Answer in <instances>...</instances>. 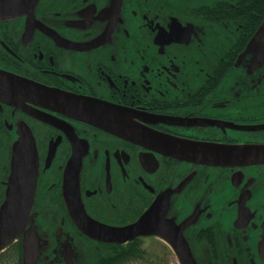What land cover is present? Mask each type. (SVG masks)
I'll list each match as a JSON object with an SVG mask.
<instances>
[{
  "label": "flooded vegetation",
  "instance_id": "obj_1",
  "mask_svg": "<svg viewBox=\"0 0 264 264\" xmlns=\"http://www.w3.org/2000/svg\"><path fill=\"white\" fill-rule=\"evenodd\" d=\"M263 23L264 0H0V69L92 100L102 119L121 107L122 124L145 136L128 138L59 104L33 105L40 117L0 100V204L13 144L28 133L34 150V231L40 242V233L52 237L35 261L66 264L59 246L68 239L71 264H130L140 257L130 261V244L145 241L174 254L155 234L108 239L105 227L151 211L149 227H180L196 264H264V60L235 64ZM209 144L261 155L225 164L172 154ZM71 174L77 211L102 239L71 218ZM28 229L0 251V264H24Z\"/></svg>",
  "mask_w": 264,
  "mask_h": 264
},
{
  "label": "water",
  "instance_id": "obj_2",
  "mask_svg": "<svg viewBox=\"0 0 264 264\" xmlns=\"http://www.w3.org/2000/svg\"><path fill=\"white\" fill-rule=\"evenodd\" d=\"M263 31L264 23L249 39L245 49L238 56L235 63L236 65L246 63L249 68L250 65L257 66L259 63H262L264 60V52L260 55L259 53L254 55L253 58L251 57L252 54L258 51L259 45L264 41V39L260 38ZM256 48L257 50L255 51ZM0 100L16 107L27 106L31 110H27L28 112L40 117H45V115L42 114V110H35L33 105L40 104L52 108L54 104H59L65 112H72L92 122H102L128 138L134 140H141L143 139L142 137L145 138L144 135L141 136L137 133H132V131H130V126L125 125V123L122 124V122H124L123 120L127 119V111L121 107L113 106V119H102L99 115L100 106L92 100L72 97L66 93L59 92L53 88L35 83L30 79L2 69H0ZM27 134L28 133H23L19 140L13 144L12 148L11 166L5 198L0 204V251L29 225L23 245L24 264H44L35 261V258L43 252H46L48 247L52 245V237L50 236V231H46V234L40 233L44 235L42 238L43 240L40 242L39 239L41 237L39 236L38 239L36 237L37 233L34 231L33 219L36 213H31V208L35 189V157L33 156V148L32 151L27 150V148H30L28 145L29 141L31 142ZM26 142H28V144ZM209 145L205 148L198 147V149L194 146L193 149L192 146H184V151L173 150L172 154L178 155L185 153L189 157H203L205 158L204 160H214L215 162L217 161L218 163L222 162L225 164L235 160L256 161L261 155V149L259 150V148L250 146ZM29 152H32V156L29 155ZM64 181V197L69 207L72 220L76 223L78 228L88 236L94 239H102L99 235H96L101 229L95 226L98 224H94L95 222L84 214L82 210L77 211L78 207L76 202L78 203L79 200L77 179H73V174H71L69 177L65 175ZM68 191H70V193ZM70 204H72L73 210L70 209ZM150 218L151 211H147L133 224L115 228L105 227L104 229L111 234L108 238L109 240H116L118 242L132 240L138 235H158L171 246L178 258L179 264H196L191 255L190 248L180 235V229H178L180 227H176L174 223H168L167 227H156L155 229H151L148 221ZM68 240L59 246V248H62L63 256L66 254L65 263L71 264L68 258H66V251L70 247ZM71 258H73V256H71Z\"/></svg>",
  "mask_w": 264,
  "mask_h": 264
},
{
  "label": "rangeland",
  "instance_id": "obj_3",
  "mask_svg": "<svg viewBox=\"0 0 264 264\" xmlns=\"http://www.w3.org/2000/svg\"><path fill=\"white\" fill-rule=\"evenodd\" d=\"M150 245L146 241L145 243H141L142 247L139 248L143 250L142 257L136 258L130 264H178L173 253L168 251L164 256L158 247H151ZM162 257H165V259L159 260ZM8 264H15L14 259H10Z\"/></svg>",
  "mask_w": 264,
  "mask_h": 264
},
{
  "label": "trees",
  "instance_id": "obj_4",
  "mask_svg": "<svg viewBox=\"0 0 264 264\" xmlns=\"http://www.w3.org/2000/svg\"><path fill=\"white\" fill-rule=\"evenodd\" d=\"M130 244V261L135 259L137 256L142 257L143 250L139 248V246H132Z\"/></svg>",
  "mask_w": 264,
  "mask_h": 264
}]
</instances>
